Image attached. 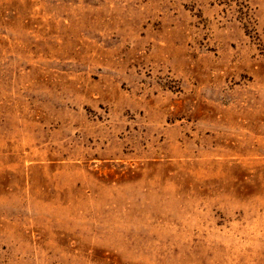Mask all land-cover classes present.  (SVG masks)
<instances>
[{
	"label": "rangeland",
	"instance_id": "rangeland-1",
	"mask_svg": "<svg viewBox=\"0 0 264 264\" xmlns=\"http://www.w3.org/2000/svg\"><path fill=\"white\" fill-rule=\"evenodd\" d=\"M0 264H264V0H0Z\"/></svg>",
	"mask_w": 264,
	"mask_h": 264
}]
</instances>
